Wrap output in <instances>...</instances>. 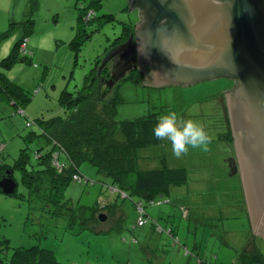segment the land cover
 Wrapping results in <instances>:
<instances>
[{
	"label": "rangeland",
	"instance_id": "1",
	"mask_svg": "<svg viewBox=\"0 0 264 264\" xmlns=\"http://www.w3.org/2000/svg\"><path fill=\"white\" fill-rule=\"evenodd\" d=\"M93 1L0 0V80L12 88L7 92L19 104L13 105L7 94H0V160L7 166H13L21 153L36 164L34 153L50 142L38 126L28 127V120L47 121L73 114V104L69 108L62 105V94H91L85 88L93 84L95 68L108 64L111 53L107 51L114 40L123 35L124 28L140 22V11H129L128 0ZM87 10H96L97 15L89 24L81 25L78 15ZM104 15L114 20L106 21ZM79 28L94 34L76 52L70 43ZM25 37L39 52L27 62H22L19 54L13 65L5 66L2 61ZM128 76L108 89L99 85L109 99L121 98L117 120H135L149 114L160 117L175 111L182 119L203 124L211 137L209 151L190 149L180 158L172 154L167 140L140 151L142 170L160 168L165 163L168 168L188 171V183L166 195L170 203L152 206L143 202L149 220L174 228L180 246L174 247L169 236L157 233L152 223L135 228L139 198L123 201L118 194L111 196L109 180L91 165L83 164V176L96 184L71 182L65 189V203L75 210H65L63 215L48 212L45 202L29 196L22 184L18 189L25 193V199L0 194V264H8L15 249L32 247L50 252L54 260L64 264H199V260L237 264L247 249L264 256V239L253 234L239 176H229L228 161L233 155L224 140L225 118L218 106L222 105V94L235 83L222 78L154 88L125 81ZM94 83L90 90L96 95L98 80ZM109 197L114 205L105 211L108 220L101 223L94 212L99 201L106 202ZM181 206L192 211L187 219ZM133 239L137 242L131 243Z\"/></svg>",
	"mask_w": 264,
	"mask_h": 264
},
{
	"label": "water",
	"instance_id": "2",
	"mask_svg": "<svg viewBox=\"0 0 264 264\" xmlns=\"http://www.w3.org/2000/svg\"><path fill=\"white\" fill-rule=\"evenodd\" d=\"M128 9L141 18L122 46L132 57L109 86L136 71L154 88L235 81L220 98L235 148L229 176L240 177L253 234L264 239V0H128ZM12 175L0 181L4 194L15 193Z\"/></svg>",
	"mask_w": 264,
	"mask_h": 264
},
{
	"label": "trees",
	"instance_id": "3",
	"mask_svg": "<svg viewBox=\"0 0 264 264\" xmlns=\"http://www.w3.org/2000/svg\"><path fill=\"white\" fill-rule=\"evenodd\" d=\"M97 3H100V1H93V4ZM90 12H93V15L88 18ZM95 15H97L96 10H87L83 14H79L77 19L81 22V25L83 22L89 24ZM102 18L106 19V21L114 20L111 15H104ZM128 27V29L124 28V33L121 37L114 40L107 53H112L113 50L129 40L135 31V26L129 25ZM82 30L78 29L76 37L70 43L71 48L76 52L90 42L94 34L93 32H86L84 28ZM24 43L26 44V53H23L21 48ZM28 43L29 39L26 37L18 41L10 57L3 60L2 63L5 66L13 65L19 54L23 56L21 58L22 62H27L31 59L32 54L29 52ZM113 46L116 47L112 48ZM94 72L95 75L92 77L93 84L85 88L89 89L91 94L84 95L80 93L77 95L76 93L77 96L67 92L62 94L61 103L63 106L66 105L69 108L73 104V114L68 118H55L47 121L42 119L28 120L27 126H38L41 130V135L47 138L50 144L45 149L41 148L34 153L33 159L36 164H33L31 158L24 153L20 154L13 166H7L0 160V181L6 172L10 170L16 183L14 194H4L2 189H0V194L25 199V193L21 194L18 189L22 184L21 186L26 193L28 192L29 196L37 197L45 202V208L48 212H56L55 214L58 216L63 215L65 210H75L70 208L69 202L65 203L67 201L65 200V189L71 182L84 184V181H86L85 184L88 185L90 183L91 185L96 184L95 181L83 176L80 170L81 165L89 164L96 169L98 174L105 176L109 180L108 186L111 196L118 194L123 201L130 199V197L133 198L132 196L139 198V202L136 203L138 219L135 228H143L152 223L157 233L169 236L172 245L179 247L181 242L174 228L162 227L159 221L149 220L143 202H148L152 206L170 203V201L166 200V195L170 194L172 188L188 183V171L185 168H168L165 163L160 168L141 169L140 151L162 143L161 140L155 139L153 135V129L159 117L157 114H149L135 120H117V108L123 103L121 98L116 96V98L109 99L108 94L106 95L107 92L101 93L99 88V85L107 86L105 89L110 87L108 83L110 69L106 66L101 68L97 66ZM93 78L98 80L96 95L92 94L93 89L90 90L91 87L95 86ZM143 79L144 75L136 71L130 74L125 81L130 80L133 84L143 85ZM8 89L11 90L12 88H9L8 85L3 84L0 80V94H7L13 105H19L11 94L7 92ZM70 97H73L74 100H71ZM216 98L218 100V97ZM22 103H25V101H22ZM224 123L227 132L224 140L232 150L234 146L232 131L225 119ZM0 150H3V148H0ZM75 176H79L80 180H74ZM60 201L63 202L60 203ZM112 201L111 197L106 202L99 201V208L94 213L98 216L100 214L109 216L105 211L114 205ZM243 203L250 221L245 200H243ZM59 204L60 206H58ZM52 205L54 206L53 209H51ZM181 209L183 218L187 219L190 217L189 210L186 207L181 206ZM187 211L188 213L185 216L184 212ZM140 221H144V223L140 225ZM136 242L133 239L131 243ZM199 261V264H210L205 260ZM8 264L64 263H58L54 260L50 252L38 247H32L30 249H15ZM237 264H264V256L253 249H247L241 254Z\"/></svg>",
	"mask_w": 264,
	"mask_h": 264
},
{
	"label": "clouds",
	"instance_id": "4",
	"mask_svg": "<svg viewBox=\"0 0 264 264\" xmlns=\"http://www.w3.org/2000/svg\"><path fill=\"white\" fill-rule=\"evenodd\" d=\"M138 52L143 53L140 49ZM153 135L157 140L169 141L172 154L176 158L187 155L190 149L207 152L211 143V137L203 124L191 119H182L175 111H169L159 117Z\"/></svg>",
	"mask_w": 264,
	"mask_h": 264
},
{
	"label": "flooded vegetation",
	"instance_id": "5",
	"mask_svg": "<svg viewBox=\"0 0 264 264\" xmlns=\"http://www.w3.org/2000/svg\"><path fill=\"white\" fill-rule=\"evenodd\" d=\"M126 43H124L123 45H121V46H119L118 48H116L114 51H112V53H111V56L107 59L108 60V64L106 65V67L107 68H109L110 69V79H111V76H112V73L116 70V68H118V67H121V66H123V65H125L128 61H130L131 60V57H132V55H131V52H130V47H128V48H123L122 46H124ZM116 51H117V54H115L116 53ZM115 56H114V55ZM114 56V57H113ZM111 63H113L112 64V66H111ZM134 73V72H133ZM133 73H129V74H127V76L128 75H130V74H133ZM110 79H109V81H110ZM108 81V82H109ZM232 81V80H231ZM120 82V81H119ZM118 82V83H119ZM234 83H235V81H233ZM117 83V84H118ZM115 84V83H114ZM234 87V86H233ZM232 89V88H231ZM230 89V90H231ZM227 91H229V90H226L225 92H227ZM225 92L222 94V96H225ZM221 96V97H222ZM216 101H218V100H216ZM218 103V102H217ZM216 103V104H217ZM222 105H220L219 106V109L221 110V112H223L222 111V107H221ZM235 148H234V146H233V149L231 150L232 151V155L233 156H235V150H234Z\"/></svg>",
	"mask_w": 264,
	"mask_h": 264
},
{
	"label": "crops",
	"instance_id": "6",
	"mask_svg": "<svg viewBox=\"0 0 264 264\" xmlns=\"http://www.w3.org/2000/svg\"><path fill=\"white\" fill-rule=\"evenodd\" d=\"M30 44H31V42L29 41V43H28V49L30 50L29 52H30V54H32L31 56L33 57V56H35L39 52V48L38 47L35 48V46H33V45L31 46ZM151 169H155V168H151ZM172 169H174V168H172ZM146 170H149V169H146ZM183 207L189 208L187 206H183ZM189 213L192 214V211L190 210Z\"/></svg>",
	"mask_w": 264,
	"mask_h": 264
},
{
	"label": "built area",
	"instance_id": "7",
	"mask_svg": "<svg viewBox=\"0 0 264 264\" xmlns=\"http://www.w3.org/2000/svg\"><path fill=\"white\" fill-rule=\"evenodd\" d=\"M92 15H93V12H90V13L88 14V18L91 17ZM21 48H22L23 53H26V44H25V43L22 45ZM56 165L59 166L58 164H56ZM77 179L80 180V179H79V176H75V177H74V180H77ZM187 213H188V211H187V212H184V215L186 216ZM143 223H144V221H140V222H139L140 225H142Z\"/></svg>",
	"mask_w": 264,
	"mask_h": 264
}]
</instances>
